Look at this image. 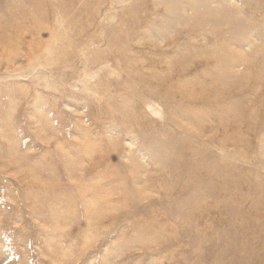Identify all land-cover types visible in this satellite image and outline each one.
<instances>
[{"label": "rangeland", "instance_id": "374dc122", "mask_svg": "<svg viewBox=\"0 0 264 264\" xmlns=\"http://www.w3.org/2000/svg\"><path fill=\"white\" fill-rule=\"evenodd\" d=\"M0 264H264V0H0Z\"/></svg>", "mask_w": 264, "mask_h": 264}]
</instances>
